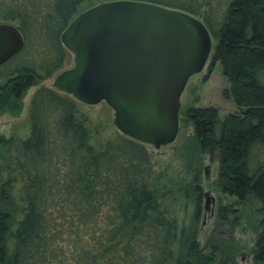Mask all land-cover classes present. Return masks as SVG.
Wrapping results in <instances>:
<instances>
[{
    "label": "trees",
    "instance_id": "1",
    "mask_svg": "<svg viewBox=\"0 0 264 264\" xmlns=\"http://www.w3.org/2000/svg\"><path fill=\"white\" fill-rule=\"evenodd\" d=\"M104 0H0V22L23 45L0 65V114L18 116L27 89L68 68L60 34L80 11ZM199 17L218 62L222 95L236 110H179L192 134L179 148L190 180L155 171L146 145L106 131L80 103L39 86L28 102L22 139L0 135V264H222L229 241L209 235L200 247L198 164L218 157L216 188L249 208L253 264H264V0H139ZM4 64V63H3ZM193 206L177 232L173 206ZM235 203V204H236ZM234 204V203H233ZM233 213L220 207L221 222ZM238 223L228 222L231 230ZM194 224V225H193ZM224 250V252H223Z\"/></svg>",
    "mask_w": 264,
    "mask_h": 264
},
{
    "label": "water",
    "instance_id": "2",
    "mask_svg": "<svg viewBox=\"0 0 264 264\" xmlns=\"http://www.w3.org/2000/svg\"><path fill=\"white\" fill-rule=\"evenodd\" d=\"M60 41L71 65L53 75L54 89L79 103L104 102L120 135L155 150L174 142L180 94L211 51L199 17L139 0H104L77 13ZM22 45L15 25L0 22V65ZM202 197L203 214L211 212L213 195Z\"/></svg>",
    "mask_w": 264,
    "mask_h": 264
},
{
    "label": "rangeland",
    "instance_id": "3",
    "mask_svg": "<svg viewBox=\"0 0 264 264\" xmlns=\"http://www.w3.org/2000/svg\"><path fill=\"white\" fill-rule=\"evenodd\" d=\"M71 65V61L68 67ZM210 54L205 61L201 71L189 76L185 86L180 94V107L182 110L187 106L207 107L211 106L217 109L218 116H222L234 112L236 107L230 98L222 95V90L226 88L227 83L221 75L220 66L218 62L211 65L210 71ZM10 66L9 60L2 63L4 69ZM53 75L41 80L38 84L31 86L25 92L22 99V108L18 116H11L7 113L0 114V135L4 137H17L22 139L26 136L28 130V123L26 119L27 107L29 99L33 91L39 86L52 87ZM80 110L82 113L91 117L92 120L104 125L106 131L102 133L103 137L110 132L116 131L112 123V110L104 103L98 102L96 104L80 103ZM192 134V128L189 123L184 122L183 115L178 113V132L177 136L169 145L162 146L155 150L149 145H146L147 151L152 157L154 170L161 171L167 169L174 176H181L184 180H190L191 170H188L186 161L178 158L179 148L186 145L188 137ZM209 167L206 177H204L203 168ZM199 174L196 180L200 191L199 216L195 223L196 240L200 247H202L209 237L214 234L215 237L229 241L231 249L225 250V255L229 254L230 260L222 264H253V257L251 254L253 244L256 240L255 232L248 225L252 223L249 213V208L244 205H238L233 198L222 195L216 188V178L218 173V157L214 152L212 155L203 154L200 156L198 164ZM190 172V173H189ZM210 192L214 198V205L211 212L203 214V194ZM234 203V204H233ZM236 203V204H235ZM232 205L233 213L228 215L222 222L218 220V210L220 207H227ZM173 214L177 226V232L189 226L191 218L193 217V206L191 203H186L185 200L179 198L178 203L173 206ZM237 217L238 223L231 230L228 222H232V218ZM194 225V224H193ZM224 252V250H223ZM216 264H220L216 262Z\"/></svg>",
    "mask_w": 264,
    "mask_h": 264
}]
</instances>
